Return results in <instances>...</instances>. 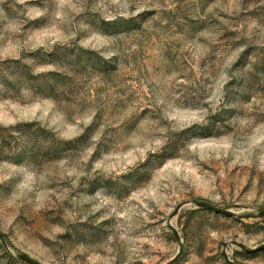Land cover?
Here are the masks:
<instances>
[{"label":"rangeland","instance_id":"374dc122","mask_svg":"<svg viewBox=\"0 0 264 264\" xmlns=\"http://www.w3.org/2000/svg\"><path fill=\"white\" fill-rule=\"evenodd\" d=\"M170 227L264 264V0H0V264H167Z\"/></svg>","mask_w":264,"mask_h":264},{"label":"water","instance_id":"95a60500","mask_svg":"<svg viewBox=\"0 0 264 264\" xmlns=\"http://www.w3.org/2000/svg\"><path fill=\"white\" fill-rule=\"evenodd\" d=\"M193 205L196 207V208H199V209H203V210H206V211H209V212H212V213H215V214H219V215H225V216H234L233 213H230V212H227L225 210H222V209H218V208H215L211 205H208V204H205V203H200V202H195L193 203ZM171 231L174 233V236H175V239L176 241L179 243L180 245V250L179 252L177 253V255L170 260L169 263L167 264H175L179 261L181 255H182V244H181V240L179 238V235L178 233L175 231V229L173 227H170ZM3 243V242H2ZM19 261L25 263V264H38L32 260H30L29 258L25 257V256H17L16 257Z\"/></svg>","mask_w":264,"mask_h":264},{"label":"trees","instance_id":"16d2710c","mask_svg":"<svg viewBox=\"0 0 264 264\" xmlns=\"http://www.w3.org/2000/svg\"><path fill=\"white\" fill-rule=\"evenodd\" d=\"M165 160H166V159H163V160L161 161V164H163V163L165 162Z\"/></svg>","mask_w":264,"mask_h":264}]
</instances>
